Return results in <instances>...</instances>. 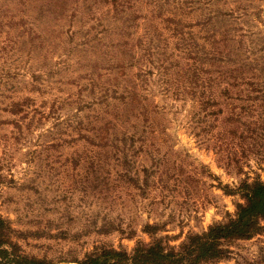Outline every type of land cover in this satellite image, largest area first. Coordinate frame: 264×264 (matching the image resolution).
<instances>
[{
  "label": "rangeland",
  "instance_id": "obj_1",
  "mask_svg": "<svg viewBox=\"0 0 264 264\" xmlns=\"http://www.w3.org/2000/svg\"><path fill=\"white\" fill-rule=\"evenodd\" d=\"M130 1L0 0V215L52 264L178 248L264 182V0ZM173 15L221 60L193 92ZM224 250L209 264H264V230Z\"/></svg>",
  "mask_w": 264,
  "mask_h": 264
},
{
  "label": "trees",
  "instance_id": "obj_2",
  "mask_svg": "<svg viewBox=\"0 0 264 264\" xmlns=\"http://www.w3.org/2000/svg\"><path fill=\"white\" fill-rule=\"evenodd\" d=\"M113 3L114 6L121 7L125 11L132 7L130 0H113ZM64 5L65 3L61 7ZM207 6H209V3ZM207 9L209 8H205V10ZM178 15H181V13ZM168 22L171 23L170 28L173 38H177L180 43L182 41L187 42L185 44L188 47H184V53L188 55L185 71L190 74L188 77L185 75V80L189 84L186 90L193 92L200 84L202 73L208 74L210 82L212 81L213 71H205L201 66L221 60L217 59L216 51L208 52L205 48L200 51V55L198 52V55L193 57L194 50L196 48L199 50V46L193 42V39H189V43L188 39H185L187 33L184 32L185 26L183 25L186 23H183L181 18H176L175 15L170 16ZM210 22L211 19L208 18L203 24ZM30 35H35V32L31 31ZM162 66H164V62H161V69ZM254 91L260 93L259 89L255 88ZM174 92L180 94L177 88L174 89ZM224 94L229 96V90L225 89ZM128 95L134 101L139 100L138 94L133 90L129 91ZM201 104L208 108L216 105L212 97L202 99ZM241 192L243 193L244 203L238 205L234 216H230L226 222L210 226L207 231L201 234H190L178 248L166 247L161 239H157L151 243L137 244L131 253L114 248L100 247L87 253L82 259L76 258L69 262L77 264H209L220 261L224 258L225 243L249 240L264 230V182L245 183L241 187ZM145 229L151 231L154 230V227L147 225ZM15 233L16 231L12 228L11 223L0 215V264H52L46 257L27 254L22 245L14 240Z\"/></svg>",
  "mask_w": 264,
  "mask_h": 264
},
{
  "label": "water",
  "instance_id": "obj_3",
  "mask_svg": "<svg viewBox=\"0 0 264 264\" xmlns=\"http://www.w3.org/2000/svg\"><path fill=\"white\" fill-rule=\"evenodd\" d=\"M63 264H74V263H63Z\"/></svg>",
  "mask_w": 264,
  "mask_h": 264
},
{
  "label": "bare ground",
  "instance_id": "obj_4",
  "mask_svg": "<svg viewBox=\"0 0 264 264\" xmlns=\"http://www.w3.org/2000/svg\"><path fill=\"white\" fill-rule=\"evenodd\" d=\"M74 264H76V263H74Z\"/></svg>",
  "mask_w": 264,
  "mask_h": 264
}]
</instances>
